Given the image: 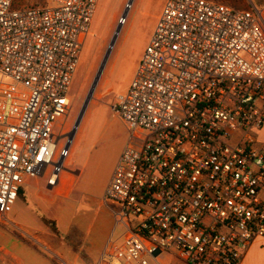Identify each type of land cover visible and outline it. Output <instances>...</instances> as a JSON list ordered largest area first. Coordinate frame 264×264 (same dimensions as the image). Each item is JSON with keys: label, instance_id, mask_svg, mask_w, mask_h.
Returning <instances> with one entry per match:
<instances>
[{"label": "built area", "instance_id": "1", "mask_svg": "<svg viewBox=\"0 0 264 264\" xmlns=\"http://www.w3.org/2000/svg\"><path fill=\"white\" fill-rule=\"evenodd\" d=\"M0 0V215L25 176L55 186L72 140L54 125L100 0ZM133 1V0H132ZM17 5V4H16ZM261 12L166 0L114 111L130 130L106 199L122 247L104 264H241L264 238V24ZM3 79L10 82L5 83Z\"/></svg>", "mask_w": 264, "mask_h": 264}, {"label": "rangeland", "instance_id": "2", "mask_svg": "<svg viewBox=\"0 0 264 264\" xmlns=\"http://www.w3.org/2000/svg\"><path fill=\"white\" fill-rule=\"evenodd\" d=\"M26 1L35 2V0H16L15 6H20ZM131 1L100 0L71 86L70 111L54 125L56 136H63L58 143L59 148L67 144L74 132L115 32ZM221 1H230L229 6L236 9L260 11L264 24V0ZM165 2L166 0L132 1L98 85L75 130L70 154L65 161L63 171L74 173L77 181L70 194L71 200L63 201L70 209H75L77 206L87 203L97 204L102 200V221H105L109 215L108 205L113 212L118 210L106 200V192L130 136L127 124L113 109L118 95L128 90L135 76ZM3 81L10 82L8 79ZM255 136L259 142H264V126L255 133ZM50 172L51 169L45 177L25 176L22 185L32 184L31 187L47 188ZM122 235L123 229L117 225L112 239L122 243ZM259 247H264V238L256 240L248 251L249 256L250 251ZM259 260V264H264V250L260 253ZM3 264L9 263L6 261Z\"/></svg>", "mask_w": 264, "mask_h": 264}, {"label": "crops", "instance_id": "3", "mask_svg": "<svg viewBox=\"0 0 264 264\" xmlns=\"http://www.w3.org/2000/svg\"><path fill=\"white\" fill-rule=\"evenodd\" d=\"M76 181L74 173L63 171L55 186H50L48 181L47 188L22 185L11 211L0 215V264L6 261L9 264H104L105 255L122 247L119 240L112 239L117 212L110 205L109 215L102 221V200L75 209L63 201L71 200ZM43 218L54 221L58 233ZM263 250L264 247H259L250 251L241 264H259ZM155 263L187 264L176 254H162Z\"/></svg>", "mask_w": 264, "mask_h": 264}, {"label": "water", "instance_id": "4", "mask_svg": "<svg viewBox=\"0 0 264 264\" xmlns=\"http://www.w3.org/2000/svg\"><path fill=\"white\" fill-rule=\"evenodd\" d=\"M131 4H132V1H131V2L128 4V6H127V10H126L125 14H124L123 17H122L123 20L126 19L127 14H128V11H129V9L131 8ZM122 26H123V23L120 22V25L118 26V28H117V30H116V32H115V35H114V37H113V40H112V42H111V44H110V47H109V49H108V51H107L106 57H105V59H104V61H103V64H102V66H101V68H100V70H99V73H98V75H97V77H96V79H95V81H94V84H93V86H92V88H91V91H90V93H89V96L87 97V100H86V102H85V105H84L83 111H82V113H81V116H80V118H79V120H78V122H77V124H76V127H75V129H74L73 134H72L71 137H70L71 140L73 139V137H74V135H75V132H76L75 130L78 128L79 123H80V120H81V118H82V116H83V114H84V112H85V110H86V107L88 106V104H89V102H90V100H91V98H92V95H93V93H94V91H95V89H96V87H97V85H98V82H99V80H100V77H101V75H102V72H103V70H104V68H105V65H106V63H107V61H108V58L110 57V54H111V52H112V49L114 48V45H115V43H116V40H117V38H118V36H119V34H120V31H121V29H122Z\"/></svg>", "mask_w": 264, "mask_h": 264}, {"label": "trees", "instance_id": "5", "mask_svg": "<svg viewBox=\"0 0 264 264\" xmlns=\"http://www.w3.org/2000/svg\"><path fill=\"white\" fill-rule=\"evenodd\" d=\"M43 220L55 233H58V229H57L56 223L54 221L49 220L47 218H43Z\"/></svg>", "mask_w": 264, "mask_h": 264}, {"label": "bare ground", "instance_id": "6", "mask_svg": "<svg viewBox=\"0 0 264 264\" xmlns=\"http://www.w3.org/2000/svg\"><path fill=\"white\" fill-rule=\"evenodd\" d=\"M125 20H126V19H125ZM125 20L121 19V21H120V22L124 24V23H125Z\"/></svg>", "mask_w": 264, "mask_h": 264}]
</instances>
